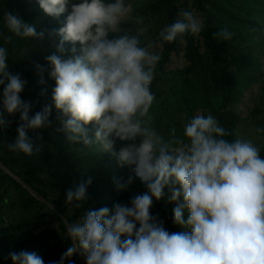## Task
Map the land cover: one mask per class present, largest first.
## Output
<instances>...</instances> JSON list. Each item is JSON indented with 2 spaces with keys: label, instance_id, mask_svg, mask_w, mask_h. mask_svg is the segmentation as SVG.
Instances as JSON below:
<instances>
[{
  "label": "clouds",
  "instance_id": "9594fccd",
  "mask_svg": "<svg viewBox=\"0 0 264 264\" xmlns=\"http://www.w3.org/2000/svg\"><path fill=\"white\" fill-rule=\"evenodd\" d=\"M36 3L49 17L67 12L64 25L54 33L59 37L54 53L46 57L48 77L55 82L52 105L45 104L30 117V103L20 98L27 81L10 73L7 50L0 46V131L7 127L5 114H19L17 135L7 144L8 151L38 155L41 145L29 133L50 126L54 106L68 141L98 146L147 186L146 193L128 204H115L111 215L107 207L85 211L79 222L68 226L72 245L51 264H65L78 250L86 264H264V158L259 148L249 139H225L228 132L211 114L191 118L183 137L173 134L165 140L158 134L149 112L155 99L150 85L160 55L149 51L151 44L141 46L137 34L108 38L123 31L120 22L130 10L125 0ZM180 15L182 19L160 31L162 41L171 43L178 36L202 31L203 24L192 12ZM4 22L16 37L32 41L45 37L44 31L37 32L34 24L11 13L5 12ZM231 35L226 28L218 33L224 40ZM0 39L11 42L12 37L0 33ZM36 68L42 77L44 69ZM131 183V176L118 181L117 190L124 191ZM90 184L91 179L69 189L66 202L86 201ZM165 188L170 202L182 198L173 209V223L186 231L170 233L150 214L153 200L159 201ZM9 257L12 264H43L35 251H10Z\"/></svg>",
  "mask_w": 264,
  "mask_h": 264
},
{
  "label": "trees",
  "instance_id": "16d2710c",
  "mask_svg": "<svg viewBox=\"0 0 264 264\" xmlns=\"http://www.w3.org/2000/svg\"><path fill=\"white\" fill-rule=\"evenodd\" d=\"M133 2L125 0L129 6ZM183 11H190L199 17L203 24L202 31L198 35L186 33L178 36L171 43L162 41L159 38L160 31L182 19L180 14ZM5 12L34 24L37 32H45L44 39L32 41L11 34L5 26ZM66 15L67 12L58 18L49 17L42 12L36 0H0V33L12 37L11 42L0 39V46L7 50L6 63L10 73H19L27 81L20 98L30 103V117L41 111L45 104L52 105L55 82L48 77L46 57L54 53L59 41L54 33L64 25ZM137 16L147 24L155 23L154 30L147 36L151 49L161 57L150 85L154 96L168 81L167 66L172 55L181 50L187 62L181 72L178 98L170 105L172 112L163 113V116H168V123L163 128L162 137L165 140L173 134L183 137L184 125L191 118L196 114H211L228 132L225 139H236L244 119L235 107L241 103L244 94L255 86H260L261 94L264 91L261 87L264 80V0H151L134 9L133 17ZM130 28L131 22L128 21L121 33L111 34L108 38H118L123 32L129 34ZM225 28L232 34L231 39L224 40L218 36L220 30ZM70 47L66 45V48ZM76 47L79 54L78 43ZM69 55L66 51L64 58L67 59ZM36 65L44 69L42 77ZM41 78L43 84L40 83ZM2 90L0 86V93ZM257 113L259 111L254 108L250 115L253 118ZM57 115L52 106L50 126L29 133L34 142L41 145L40 153L34 156L8 151L7 144L14 142L17 135L19 114L4 116L7 127L0 131V201L10 191L20 192L34 200L28 191L31 190L55 209L52 215L57 227L23 230L17 225L0 237V264H12L9 252L19 253L22 250L35 251L43 264L59 261L72 245L67 227L79 222L85 211L107 207L111 215L115 204H128L132 197L147 192L146 184L135 177L128 167L120 166L112 155L102 153L98 146L86 148L68 141L67 136L60 131ZM262 124L264 128V120ZM88 127L91 128V125ZM259 155L264 158V143L259 148ZM129 176L132 177V183L126 190L118 191L117 182H126ZM89 179L91 184L86 190V201L64 203L60 197L52 200L48 196L47 191L53 189L65 200L69 189ZM169 197V188H165L162 198L153 200L150 214L167 225L170 233L186 231L173 223V209L177 203H182V198L170 202ZM187 215L185 210L183 217L186 219ZM80 254L85 261L84 254ZM65 264L83 263L75 252L65 260Z\"/></svg>",
  "mask_w": 264,
  "mask_h": 264
},
{
  "label": "rangeland",
  "instance_id": "374dc122",
  "mask_svg": "<svg viewBox=\"0 0 264 264\" xmlns=\"http://www.w3.org/2000/svg\"><path fill=\"white\" fill-rule=\"evenodd\" d=\"M149 2H151V0H134L132 6H130L129 13L122 18L120 22L121 29H123L128 21L131 22L129 34L139 35L141 46L151 44L147 36H150V32L154 30L155 23L151 22L147 24L144 19L139 16L134 18L133 11ZM193 15L199 19L195 13H193ZM149 51L153 52V49L150 48ZM186 63L181 50L177 54L172 55L171 62L167 66L168 81L156 92L158 95L155 96L153 105L150 108L149 115L151 116V126L154 127L161 136H163V128L168 123V116H163V113L171 114L172 112L170 105L178 98V90L181 84V72L186 66ZM261 87L264 89V80ZM259 89L260 86H255L252 90L245 93L241 103L235 107L238 114L244 119L242 122V130L239 131L237 138L249 139L258 148L264 143V132H256L257 128L264 129L262 124L264 120V91H262L261 94ZM254 108L257 109L259 113L253 115L252 118L250 113ZM136 142L139 143V139ZM120 146L121 142L117 141L115 150L118 151ZM28 191L29 194L34 197V200H30L28 196L20 192L10 191L0 201V219L2 220L0 223V237L17 225H20L23 230L35 229L36 227H57L56 219L52 215L55 209L50 203L43 201L41 197L34 192L31 190ZM47 193L52 200H57L60 197L62 202H66V200L53 189H49ZM163 226L170 232L167 225ZM83 264H86V261H84Z\"/></svg>",
  "mask_w": 264,
  "mask_h": 264
},
{
  "label": "water",
  "instance_id": "95a60500",
  "mask_svg": "<svg viewBox=\"0 0 264 264\" xmlns=\"http://www.w3.org/2000/svg\"><path fill=\"white\" fill-rule=\"evenodd\" d=\"M60 217H61V219L64 221V219H63V217H62L61 215H60ZM64 222H65V221H64ZM67 232H68V227H67ZM76 254H77L79 260L83 263V262H84V259L82 258V256H81L79 250L76 252Z\"/></svg>",
  "mask_w": 264,
  "mask_h": 264
}]
</instances>
